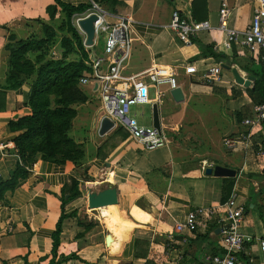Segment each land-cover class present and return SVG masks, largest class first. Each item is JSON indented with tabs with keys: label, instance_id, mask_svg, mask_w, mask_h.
I'll list each match as a JSON object with an SVG mask.
<instances>
[{
	"label": "crops",
	"instance_id": "crops-1",
	"mask_svg": "<svg viewBox=\"0 0 264 264\" xmlns=\"http://www.w3.org/2000/svg\"><path fill=\"white\" fill-rule=\"evenodd\" d=\"M192 1L116 0L110 8L102 7L109 13L135 21L130 35L131 53L125 65V76L141 75L151 67H163L177 72V85L182 90L184 101L176 104L167 87H163L161 90L166 96L165 101L149 104L158 105L160 126L169 144L165 148L146 152L127 139L106 159H97V149L112 131L100 135L102 116L97 123L94 120L89 123L79 121L80 125L75 129L76 120H80L83 115L79 107L78 116L73 122L72 136L76 142L84 143L87 147L88 179H84L81 170L75 169L70 162L55 165L45 163L36 156L32 167L28 169L27 178L19 181L13 192L6 194L5 203L0 207V264H145L147 260L153 264H207L206 257L224 254L219 229L211 219L198 222L195 231L191 233L174 234L171 251L169 254L166 252V236L185 221L189 212L222 204L224 179L204 174L207 167L222 166L218 162L219 155L193 153L174 144L173 138L176 136V126L179 129L184 120L192 125L195 118L202 115L201 112H195V103L200 97L226 96L229 104L240 109L247 108L243 118L250 115L257 105H252L245 93L246 88L235 83L232 70L247 79L252 77L248 73L250 70L261 67L259 55L249 54L241 45H232L229 51L222 47L219 51L215 50V46L224 39V35L217 30L223 0H207V20L200 24L206 25L208 30L200 32L189 45L179 41L168 28L171 14L178 10L191 23L189 13ZM29 2L30 5L27 0H0V26L7 27L17 39L21 38L15 30L22 33L29 31L30 35L38 31V22L48 21L45 10L53 4V0ZM67 2L77 6L85 4L86 0ZM226 2L229 8V28L246 31L251 26L256 1ZM34 22L36 29L30 25ZM8 35L7 31L0 28V84L4 82L6 71L5 46ZM212 55L218 56V59ZM225 63L229 64L230 70L221 69L219 83L212 87L200 83L199 76L206 69L216 65L222 68ZM187 64L197 68L196 76L184 75L183 68ZM128 68L136 70L127 72ZM28 93L27 85L17 91L7 92L5 111L0 113V175L4 180L15 163L12 141L16 135L7 124L9 120L29 114L23 105ZM98 101L100 103L99 97ZM238 112L235 116L240 114ZM241 122L239 127H234L235 132H232L231 138L246 133ZM94 124H97L96 134L100 136L98 140L93 136L96 130ZM168 124L174 128L169 129ZM167 132L172 133L168 135ZM228 154H231V158L222 167L236 171L233 189L238 192L242 202L250 204L249 210H254L251 216L246 213L241 230L253 239H264V179L260 177L264 171V162L253 159L250 152L245 157L241 147ZM72 179L79 182L78 190L81 194L61 206L62 201L69 197ZM109 185L117 189V219L129 228L115 238L118 247L114 250L110 246L114 233L109 228L111 224L108 222L111 219L107 221L105 215L107 207L91 211L87 204L89 191L98 192ZM256 207L262 209V212L257 211ZM73 213H76L75 218H67L62 223L60 245L53 256L52 235L57 222L61 214L70 216ZM79 221L95 222L97 226L83 234V228L78 227ZM108 235L110 241L106 245L105 238ZM138 253L146 254V258L137 257ZM244 255L247 258L246 264L263 263L255 244L248 245ZM240 256L239 263L244 264L246 259L241 262Z\"/></svg>",
	"mask_w": 264,
	"mask_h": 264
},
{
	"label": "trees",
	"instance_id": "trees-1",
	"mask_svg": "<svg viewBox=\"0 0 264 264\" xmlns=\"http://www.w3.org/2000/svg\"><path fill=\"white\" fill-rule=\"evenodd\" d=\"M92 1L100 8H110L116 3V0ZM90 8V3L74 6L67 0H53V4L45 10L48 21H39L38 31L27 39H17L13 34L8 36L5 46L6 71L4 82L0 84V113L5 111L6 93L27 85L29 93L23 105L29 110V114L9 120L7 124L9 130L16 135L12 141L15 163L7 179L0 178V207L5 203L6 194L13 192L19 181L27 178L28 169L32 167L36 156L45 163L55 165L70 162L75 169L81 170L84 179H88L86 147L84 143L75 141L72 128L78 116L77 109L98 100V97L92 89L80 84L83 76L90 73L89 53L73 20ZM189 16L193 24L206 21L207 0H193ZM0 28L9 30L4 26ZM212 56L218 59V56ZM248 73L254 80L251 87L245 89V93L252 105H259L264 100V72L261 68H255ZM242 119L243 115L238 114L237 122L240 123ZM127 139L129 137L125 131L116 129L97 149L96 158L106 159ZM260 177L264 179V171ZM222 181L221 203H224L232 193L235 178H224ZM78 185L79 182L72 179L69 197L62 201L61 206L80 196ZM249 205L246 204L247 212ZM259 211L262 212V209ZM73 217H76V213L70 216L61 214L52 235L53 256L60 245L63 221ZM96 226L95 222H78V227L84 230L83 234ZM145 255L138 253L137 257L145 259ZM240 261L246 264L244 254H241ZM145 264L153 263L147 260Z\"/></svg>",
	"mask_w": 264,
	"mask_h": 264
},
{
	"label": "built area",
	"instance_id": "built-area-1",
	"mask_svg": "<svg viewBox=\"0 0 264 264\" xmlns=\"http://www.w3.org/2000/svg\"><path fill=\"white\" fill-rule=\"evenodd\" d=\"M251 26L244 32L230 29L228 26L229 8L226 0H223L219 10L217 30L224 35L221 43L215 46V50L229 51L232 45H241L249 54L259 55V64L264 72V0H255ZM91 4L90 10L74 17L73 25L77 32L83 36V45L89 53L88 66L90 73L83 76L80 84L94 90L99 97L103 111V119H108L113 129H122L128 134L131 141L137 144L143 151L152 152L167 147L169 141L152 127L140 126L130 115V108L135 105H149L158 102L164 95L161 89L167 87L168 91L179 88L177 85V72L163 67H151L138 76L127 77L124 69L130 58L132 39L130 37L135 21L132 18L123 17L116 13H109L98 7L92 0H86ZM91 15L96 16L94 26L93 45L85 46V34L80 29L78 22ZM168 28L174 32L184 45L191 44L197 35L206 31L204 24H192L182 14L175 10L171 14ZM106 37L101 55L93 52L99 37ZM221 66H213L206 69L199 81L203 85L212 87L220 82ZM184 75L193 77L198 74L193 64H187ZM157 89L155 101L148 99L149 89ZM241 126L246 133L236 138L223 140V147L231 152L241 147L243 152H250L253 159L264 162V101L254 107L250 115L242 119ZM244 169V167H243ZM237 176V174H236ZM1 178V175H0ZM246 203L239 198L238 192L233 189L226 202L216 207L197 208L189 212L185 221L178 224L174 232L168 234L165 239L167 254L174 243V234L181 235L184 232L195 231L196 224L208 219L216 223L222 240L224 254L222 256H208L207 264H240L238 256L244 254L248 245L255 244L263 258L264 264V239H253L243 234L241 227L246 215Z\"/></svg>",
	"mask_w": 264,
	"mask_h": 264
},
{
	"label": "rangeland",
	"instance_id": "rangeland-1",
	"mask_svg": "<svg viewBox=\"0 0 264 264\" xmlns=\"http://www.w3.org/2000/svg\"><path fill=\"white\" fill-rule=\"evenodd\" d=\"M31 0H27L28 4L30 5ZM166 3H163V5ZM28 11V10H27ZM33 25L32 28L35 27V22L30 24ZM20 29V28H19ZM5 31V30H4ZM8 34H13L10 30L7 31ZM16 35L21 39H27L31 35L29 31H22L15 30ZM8 35V36H9ZM8 39V37H7ZM106 37L102 35L97 40V45L93 52L97 55H101L103 51L104 42ZM57 52V50H55ZM58 57V55H53ZM5 59V58H4ZM136 69L128 68L127 72H133ZM157 89L155 87H151L149 89L148 99L153 100L156 99ZM202 96V95H201ZM166 99L164 95L160 99V103H163ZM199 101L195 103L196 109L195 112L199 114L202 113L201 116L198 118L196 117L194 120V124L188 125L187 122H183L180 128L176 126V136L173 138L174 144H179V146L186 148L187 150L193 153H205L209 154L210 156L215 154L216 156L219 155V164L224 166L229 157L231 158V154H228L224 150L223 140L232 137V132H235V126L239 127V123L236 120L235 116L237 111L240 114L247 113V108L240 109L238 106L229 104L228 100H226V96H214L209 95L205 97L198 98ZM153 105V104H152ZM152 105H135L130 108V115L133 119L137 121L140 126L143 127H151L152 126ZM81 112L83 113L80 120H76L74 128L77 129L79 127V121L82 122H92L93 120L98 122V119L103 116V112L101 110V106L98 100H93L89 102V104L85 107H80ZM82 119V120H81ZM169 125V124H168ZM91 125L88 126L90 128ZM96 130L93 131V136L96 140L100 138L98 132L97 124H94ZM168 128H174L170 125ZM116 129L111 130L112 132ZM108 133V132H107ZM110 133V132H109ZM172 132H167V134H171ZM173 135V134H172ZM87 145V144H86ZM137 145V144H136ZM89 146V145H87ZM138 146V145H137ZM222 146V148H221ZM86 147V146H85ZM87 148V147H86ZM162 149V148H161ZM88 150V149H87ZM264 191V189L262 190ZM258 211V207H256ZM248 214L251 216L254 214V210H248Z\"/></svg>",
	"mask_w": 264,
	"mask_h": 264
},
{
	"label": "water",
	"instance_id": "water-1",
	"mask_svg": "<svg viewBox=\"0 0 264 264\" xmlns=\"http://www.w3.org/2000/svg\"><path fill=\"white\" fill-rule=\"evenodd\" d=\"M97 18L94 15L90 17L80 20L78 25L80 29L85 34V46L90 47L93 45L94 39V26L93 24L96 22ZM222 69L230 70L229 64L225 63L222 65ZM233 77L235 79V83L248 88L253 80L252 77L247 79L242 78L236 70H232ZM169 95L171 99L176 103H182L184 101V95L180 88H176L174 90L169 91ZM152 128L156 129L161 134V126H160V117H159V110L158 105H152ZM113 130V125L108 119H103L100 125V135H105L107 132ZM109 164L106 163V167ZM204 174L206 176H213L217 178H227V179H234L236 177V171L233 169L225 168L222 166H214V167H207L204 170ZM87 204L88 209L91 211H95L101 208H105L112 205H118V194L117 189L109 185L105 189H102L98 192H91L89 191L87 195ZM110 241V236L108 235L105 238V244L108 245Z\"/></svg>",
	"mask_w": 264,
	"mask_h": 264
},
{
	"label": "bare ground",
	"instance_id": "bare-ground-1",
	"mask_svg": "<svg viewBox=\"0 0 264 264\" xmlns=\"http://www.w3.org/2000/svg\"><path fill=\"white\" fill-rule=\"evenodd\" d=\"M106 209V213L105 215L108 217L107 221H109L110 219V223L111 225H109V228L113 231L114 233V240L111 241V248L112 250L117 249V241H116V237H118L119 233H123L124 231L129 230V228L126 226L125 223H123L122 221H118L117 216H116V211H117V207L115 205L112 206H108Z\"/></svg>",
	"mask_w": 264,
	"mask_h": 264
}]
</instances>
